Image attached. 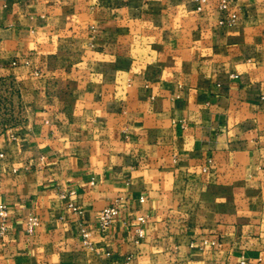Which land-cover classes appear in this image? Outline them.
I'll list each match as a JSON object with an SVG mask.
<instances>
[{"label":"crops","instance_id":"crops-1","mask_svg":"<svg viewBox=\"0 0 264 264\" xmlns=\"http://www.w3.org/2000/svg\"><path fill=\"white\" fill-rule=\"evenodd\" d=\"M219 2L0 0V264H264V0Z\"/></svg>","mask_w":264,"mask_h":264},{"label":"built area","instance_id":"built-area-1","mask_svg":"<svg viewBox=\"0 0 264 264\" xmlns=\"http://www.w3.org/2000/svg\"><path fill=\"white\" fill-rule=\"evenodd\" d=\"M196 2V9L198 11L202 10L203 5L206 3L207 0H194ZM227 2L228 0H220L219 2V8L221 10L225 9L227 7ZM235 15L231 14L230 18L226 21L227 24H232L234 21ZM219 23H224V21L220 20ZM0 156H2V153H0ZM140 201H143V197H140ZM73 212L75 213H81V209H79L77 206H74L72 204H70ZM119 206L117 203H113V204H107L106 206H104L99 214H98V226L99 229L102 232H105L108 228V226L111 224V222L116 218V216L118 215L119 212ZM8 209H7V205L4 202H0V235H4L7 231L8 228ZM140 222L143 221L142 218H139ZM37 225V220L34 216H29L27 218L26 221V231L28 233H32L35 226ZM137 235L139 238L142 237V229L138 228L137 229ZM86 233H83V242L85 244H88V241L86 240ZM202 245H206L209 244L210 246H215L217 244L216 241L214 240H210V239H203L201 241Z\"/></svg>","mask_w":264,"mask_h":264},{"label":"rangeland","instance_id":"rangeland-1","mask_svg":"<svg viewBox=\"0 0 264 264\" xmlns=\"http://www.w3.org/2000/svg\"><path fill=\"white\" fill-rule=\"evenodd\" d=\"M17 85L0 83V134L12 130L24 120V105L15 97Z\"/></svg>","mask_w":264,"mask_h":264}]
</instances>
